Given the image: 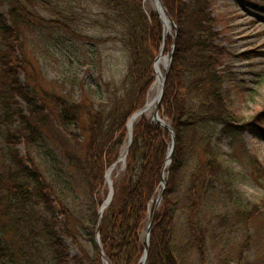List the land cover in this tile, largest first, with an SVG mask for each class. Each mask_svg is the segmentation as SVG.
Returning <instances> with one entry per match:
<instances>
[{
  "label": "trees",
  "instance_id": "1",
  "mask_svg": "<svg viewBox=\"0 0 264 264\" xmlns=\"http://www.w3.org/2000/svg\"><path fill=\"white\" fill-rule=\"evenodd\" d=\"M84 1L0 0V264H105L96 228L109 264H141L153 212L146 264H206L208 240L218 238L216 228L227 219L214 203L218 190L229 186L225 159L236 156L245 131L261 128L257 121L263 115L245 122L232 110L224 85L232 53L219 43L227 31L224 16L214 12L212 0H161L175 24L164 42L165 52L175 47L159 110L174 133L171 162L164 167L169 131L151 115L139 117L122 175L99 219L108 193L105 172L127 141L128 117L147 100L163 28L153 11L144 10L143 0H98L103 23L118 26L128 62L124 95L106 110L97 108L57 81L47 84L24 49L28 35L46 26L93 41L79 31ZM42 152L51 172L37 160ZM249 167L264 187V166L254 155ZM76 187L85 199L81 209L68 200ZM234 214L243 234L237 262L264 264V195ZM65 238L77 254L70 255Z\"/></svg>",
  "mask_w": 264,
  "mask_h": 264
},
{
  "label": "rangeland",
  "instance_id": "2",
  "mask_svg": "<svg viewBox=\"0 0 264 264\" xmlns=\"http://www.w3.org/2000/svg\"><path fill=\"white\" fill-rule=\"evenodd\" d=\"M212 1L214 12L224 16L227 27L219 43L232 53L224 84L232 110L245 122L259 112L263 114L257 121L261 128L245 131L234 147L236 156L225 159L224 164L229 167L231 178L227 189L222 186L218 190L214 203L227 219L222 227L216 228L218 238L208 240L206 264H241L237 262V256L243 234L238 224L234 223L238 220L234 212L239 208H249L264 195V187L249 167L250 155H254L264 166V0ZM82 6L85 10H78L82 16L84 13L79 31L92 37L93 41L75 39L70 34L46 26L28 35L24 49L27 58L44 74L47 84L57 81L58 87L63 84L64 89H73L75 97H87L97 108L106 110L110 108L111 100L125 93L122 79L128 54L119 41L118 26L103 23L102 16H99L98 12L103 11L99 1L86 0ZM143 6L147 13L154 12L153 0H144ZM95 18L103 25L92 23ZM71 82H75L73 88ZM154 94L149 89L147 100ZM16 99L19 108L25 111L24 102ZM222 145L225 152L231 150L227 139H223ZM18 148L21 153L24 152L23 144ZM37 160L47 172L53 170L50 159L43 152L38 154ZM123 169L120 164L116 165L113 182L121 177ZM68 195L71 205L77 209L84 207L85 199L80 187ZM65 243L70 255L77 254L68 238H65ZM243 255L245 259L251 257L250 253Z\"/></svg>",
  "mask_w": 264,
  "mask_h": 264
},
{
  "label": "water",
  "instance_id": "3",
  "mask_svg": "<svg viewBox=\"0 0 264 264\" xmlns=\"http://www.w3.org/2000/svg\"><path fill=\"white\" fill-rule=\"evenodd\" d=\"M153 4H154L155 13L160 18L161 23H162V27H163V32H162V34H163V42H162V44L160 46L159 53H158L157 57L155 58L153 66H152L153 73L155 74L154 65H155V62H156V60L158 59V57L160 55L165 57V67H164V75H163V78L161 79L160 91L155 96L156 104H155V106L153 108V111H152L151 120L153 122L159 124L161 127H164L165 129H167L169 131V133H170V137H171L170 148L168 150V153H167V156H166V159H165V163H164V167H167L170 164V162H171L172 151H173L175 140H174V133H173V129H172L171 124L167 123L163 119H161V117L159 115V110H160V107H161V101H162V97H163V93H164L165 80H166V77H167V73H168V71H169V69L171 67V64H172L173 51H174L175 43H173V45L171 47V50H170V53L165 55L164 51H163V49H164V39H165V36L168 35V32H167V25L165 24L164 17L167 19L170 28L173 27L175 29V24L173 23L172 19L169 16L166 15L165 8L163 7V4H162L161 0H153ZM145 105H146V103H145ZM145 105L143 107H141L140 109H138L134 114L142 112L143 109L145 108ZM126 128H127V124H126ZM127 134H128V140H127V145H126L125 156H126V154L128 152V148H129V146L131 144V141H132V129L130 131L127 129ZM125 156H124V158L122 160V163H121L122 165L121 166L124 165ZM114 165L115 164H113L111 167H113ZM106 173H105V176H104L105 181H106ZM106 184L108 186V194H107L105 200L102 202L101 206L98 209V217L99 218H101L103 210L110 203V201L112 199V195H113L112 183L106 181ZM161 186H162V189H164L165 181H164V173L163 172H162V175H161ZM160 200H161V194H159V196L154 200V203H155L154 211L157 208V206L159 205ZM153 220H154V212L151 214V216L149 217V219L147 221L146 229H145V232H144V235H143L144 251H143V254H142L141 260H140L141 264H146V262H147L148 249H149V236H150V231H151V226L153 224ZM95 238H96L97 245L99 247V251H100V253L102 255L103 261L105 262V264H109V261H108L107 257L103 254L102 249L99 246L98 228H96Z\"/></svg>",
  "mask_w": 264,
  "mask_h": 264
},
{
  "label": "bare ground",
  "instance_id": "4",
  "mask_svg": "<svg viewBox=\"0 0 264 264\" xmlns=\"http://www.w3.org/2000/svg\"><path fill=\"white\" fill-rule=\"evenodd\" d=\"M161 14V13H160ZM164 20H165V24L167 25V32L170 33V27H169V24H168V21L167 19L164 17ZM155 81L151 87V92H154V96L149 98L146 102V105H145V108L143 109L142 112L140 113H136V114H132L128 121H127V129L130 131L132 128H133V125L134 123L136 122V120L141 117V116H144V115H148L150 114V112L152 111V109L154 108L155 104H156V99H155V96L156 94H158V92L160 91V88H161V79L163 78V75H164V67H165V57L163 56H159L158 59L156 60L155 62ZM125 151H126V144L124 145L122 151H121V154L119 156V159H118V162L113 166L111 167L110 169H108L107 173H106V181L107 182H113L112 181V176H113V173H114V170L116 169V165L118 164H121L122 163V160L125 156Z\"/></svg>",
  "mask_w": 264,
  "mask_h": 264
}]
</instances>
